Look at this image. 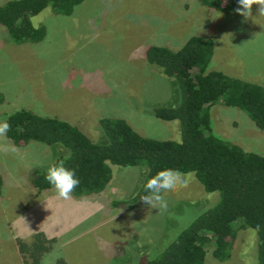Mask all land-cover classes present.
<instances>
[{"label":"rangeland","instance_id":"obj_1","mask_svg":"<svg viewBox=\"0 0 264 264\" xmlns=\"http://www.w3.org/2000/svg\"><path fill=\"white\" fill-rule=\"evenodd\" d=\"M31 21L46 28L40 41L11 43L0 26V121L24 108L56 117L96 142L99 118H122L141 136L179 141L178 121L157 118L149 109L176 104L180 91L146 62L144 50L150 44L175 50L193 35L214 42L208 70L264 88V15L255 5L245 19L196 0H83L71 17L47 7ZM209 112L218 136L264 156V131L241 109L214 102ZM55 157L46 144L14 145L0 137V264H25L14 238L28 241L35 231L57 240L45 264L55 256L66 264H142L218 199L209 203L213 193L188 176V186L162 202H129L144 181L143 168L119 165L111 166L99 195L64 200L55 189L36 192L31 169L47 168ZM238 223L228 258L218 261L208 249L206 264H256L255 232Z\"/></svg>","mask_w":264,"mask_h":264},{"label":"trees","instance_id":"obj_2","mask_svg":"<svg viewBox=\"0 0 264 264\" xmlns=\"http://www.w3.org/2000/svg\"><path fill=\"white\" fill-rule=\"evenodd\" d=\"M196 1L226 14L239 7L238 0ZM82 2L7 0L0 5V26L5 28L11 43L37 42L45 35L46 28L33 26V17L47 7L55 14L71 17ZM213 43L210 37L193 35L175 50L153 44L144 50L146 62L155 65L180 91L176 104L153 105L149 109L157 118L178 121L179 141L141 136L122 118H99V138L92 142L76 127L24 108L1 117V121L8 120L11 124L6 138L12 144L29 140L46 144L56 155L51 165L64 160L66 167L76 170L80 184L72 194L75 198L102 193L111 179L112 165L143 168L144 181L137 193L127 200L129 202L147 195L145 182L165 168L198 179L207 193H213L207 196L211 200L209 203L218 195L213 206L182 228L156 256L142 264H206L204 258L208 249L216 260H226L236 221L242 222L237 225L240 228L254 230L256 264H264V156L246 152L218 136L211 126L209 112L214 102L237 107L258 130L264 131V88L219 70H208ZM50 166L34 167L30 171V186L38 193L54 189L45 179ZM119 203L117 200L112 202L113 205ZM14 244L23 263L45 264L42 260L56 250L57 240L43 231H35L28 241L15 237ZM51 263L66 264L60 256H55ZM109 264L113 262L110 260Z\"/></svg>","mask_w":264,"mask_h":264},{"label":"clouds","instance_id":"obj_3","mask_svg":"<svg viewBox=\"0 0 264 264\" xmlns=\"http://www.w3.org/2000/svg\"><path fill=\"white\" fill-rule=\"evenodd\" d=\"M238 4L239 7L235 11L245 19L252 17L254 5L258 7L259 15H264V0H238ZM9 131L11 124L8 120L0 121V137H6ZM4 150H7L6 146ZM45 179L55 189L58 197L64 200L71 199L80 184L76 170L66 167L64 160L51 165ZM188 182V174L175 169H162L145 182L144 187L148 194L142 200L150 205H153L154 201L162 202L166 194L186 188Z\"/></svg>","mask_w":264,"mask_h":264},{"label":"crops","instance_id":"obj_4","mask_svg":"<svg viewBox=\"0 0 264 264\" xmlns=\"http://www.w3.org/2000/svg\"><path fill=\"white\" fill-rule=\"evenodd\" d=\"M45 233V231H43ZM46 234V233H45ZM47 235V234H46Z\"/></svg>","mask_w":264,"mask_h":264}]
</instances>
